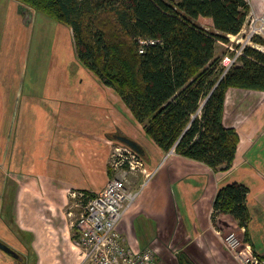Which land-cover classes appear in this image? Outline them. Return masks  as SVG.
<instances>
[{"label":"crops","instance_id":"crops-1","mask_svg":"<svg viewBox=\"0 0 264 264\" xmlns=\"http://www.w3.org/2000/svg\"><path fill=\"white\" fill-rule=\"evenodd\" d=\"M2 2L15 57L12 67L6 69L1 62L0 69V241L16 254L0 247V264H22L26 243L33 251V264L81 263L77 231L63 211L68 202L63 191L104 189L111 178L112 143L127 144L121 137L137 142L136 151L149 168L159 167L119 223L126 244L143 249L185 239L188 247L194 245L199 251L202 263L210 264L209 254L223 247L212 218L216 195L223 185L239 182L250 189L253 246L264 250V234H260L264 231V91L228 90L224 123L236 128L240 142L232 168L216 171L175 151L163 152L128 107H99L100 80L78 59L73 63L83 85L79 94H61L53 100L54 107H35L29 95L20 92L21 82L15 77L20 65L18 47L25 41L21 4ZM67 33L70 36V27ZM78 95L87 107L65 104ZM128 116L135 123H130L133 130L130 126L129 132L123 121L125 117L129 124Z\"/></svg>","mask_w":264,"mask_h":264},{"label":"trees","instance_id":"trees-1","mask_svg":"<svg viewBox=\"0 0 264 264\" xmlns=\"http://www.w3.org/2000/svg\"><path fill=\"white\" fill-rule=\"evenodd\" d=\"M17 1L25 23L43 13L72 28L78 60L116 91L163 152L175 148L216 171L232 168L240 135L224 123L227 92L264 91V51L248 47L225 74L217 55L218 42L243 29L251 11L245 0ZM256 41L264 45L263 38ZM249 191L244 183L223 185L212 218L230 215L253 245ZM74 237L78 241L77 232ZM177 258L178 264H203L185 251Z\"/></svg>","mask_w":264,"mask_h":264},{"label":"rangeland","instance_id":"rangeland-1","mask_svg":"<svg viewBox=\"0 0 264 264\" xmlns=\"http://www.w3.org/2000/svg\"><path fill=\"white\" fill-rule=\"evenodd\" d=\"M167 1L178 2L180 0ZM245 1L250 5L251 12L258 15H264V0ZM38 15V17L33 16L34 21L32 20L30 23H25L26 26L24 25L23 38H25V41L23 40L19 45L20 47H18V62L20 65L18 73H15V77H18L21 82L20 92H23V95H29L27 98H29V102L35 104V107H54L53 100L60 97L61 94H79L80 90L83 88L82 81L77 78V73L74 71L75 65L73 61L76 62V59H78L76 41L72 28L69 36L67 33L69 26L61 24L43 13H38ZM7 17V12L4 11L3 8V2L0 0V69L3 66L1 62L4 63L6 69L12 67L15 57V54L12 55L13 49L11 47L13 36L6 31L5 21L7 20ZM60 25L62 30L59 28ZM27 31L28 35L26 34ZM228 45H230L229 42L219 41L217 55L223 58L224 54L230 51L229 48H227ZM262 51H264V47L262 48ZM20 69L22 70V74ZM100 81L98 87L100 88L103 97L101 103L99 102L97 105H100L99 107H125L126 109L127 105L123 102L122 98L116 93V91ZM61 99L63 100V98ZM65 104L72 107H87L85 106L87 103H83V99L79 95L76 99L66 100ZM127 118L129 124L125 117H123V121L125 128L129 132L128 128L130 129V123H134V121L132 116H128ZM109 121L111 120L107 119L106 122L111 123ZM136 125L138 126V124ZM131 130H133L132 126ZM113 150L112 147L111 153H113ZM110 161H113L112 155ZM141 178L142 177H139L135 181L139 183ZM73 190L74 189H68L63 191V194L65 195L64 197L68 198V202L63 208V211L67 215L70 221L69 223L73 222L76 229V223L81 215L82 207L79 202L80 194L78 193L77 196H74L72 194ZM214 225L215 229L220 232L218 237L223 247L222 249H215L214 253L209 254L208 259L210 262L208 263L244 264L245 262L243 260L237 258L236 251H231L228 248L229 240H227V237L233 233L235 238L239 239L242 244H250L247 240L245 229L241 228L238 225V222L229 215L219 216L216 218ZM260 234L262 236L264 231L260 232ZM26 236L29 237V235ZM263 243L264 236L262 244ZM188 244H190L189 241L184 239L168 241L167 246L155 245L153 249L156 253L158 252L157 264H178L177 256L179 251H185V253L188 252L195 256L199 255V251L194 245L188 247ZM26 246L24 247V250L27 252L25 253L27 255H25L24 264H33L35 259L32 255L33 251L29 247V243H26ZM240 249L241 248H238V250ZM253 249L255 254L264 257V250L256 251L254 246ZM31 259H33V261Z\"/></svg>","mask_w":264,"mask_h":264},{"label":"built area","instance_id":"built-area-1","mask_svg":"<svg viewBox=\"0 0 264 264\" xmlns=\"http://www.w3.org/2000/svg\"><path fill=\"white\" fill-rule=\"evenodd\" d=\"M258 36L264 39V15L250 11L243 29L238 34L228 35L230 51L222 58L223 74L240 64L248 47L262 50L264 45L256 41ZM112 147L111 167L114 175L104 189L94 196L84 191L72 193L74 196L80 194L82 207L76 223L79 235L77 245L83 256L80 264H157V254L153 248L135 249L126 244L118 226L134 208L143 188L159 167L149 168L144 158L127 144L112 143ZM174 151L175 148L169 153ZM139 177L143 180L137 183L135 180ZM227 240L228 248L236 251L237 258L243 260L244 264H264V257L254 253L251 243L242 244L233 233Z\"/></svg>","mask_w":264,"mask_h":264},{"label":"water","instance_id":"water-1","mask_svg":"<svg viewBox=\"0 0 264 264\" xmlns=\"http://www.w3.org/2000/svg\"><path fill=\"white\" fill-rule=\"evenodd\" d=\"M121 139L125 141L128 145H130L132 148H134L135 150H138L139 146L136 141L130 138H127V137H121ZM0 247L5 250H10L9 247L1 241H0Z\"/></svg>","mask_w":264,"mask_h":264}]
</instances>
